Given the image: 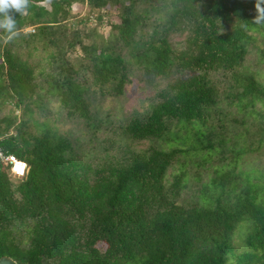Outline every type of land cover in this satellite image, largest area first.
Instances as JSON below:
<instances>
[{
    "label": "trees",
    "instance_id": "obj_1",
    "mask_svg": "<svg viewBox=\"0 0 264 264\" xmlns=\"http://www.w3.org/2000/svg\"><path fill=\"white\" fill-rule=\"evenodd\" d=\"M258 15L257 0H32L16 14L19 36L0 39V150L26 171L0 160V258L227 264L246 220L235 264H264L259 189L225 169L264 165V82L246 64H264ZM142 87L143 112L101 114ZM51 103L89 150L50 127Z\"/></svg>",
    "mask_w": 264,
    "mask_h": 264
},
{
    "label": "rangeland",
    "instance_id": "obj_2",
    "mask_svg": "<svg viewBox=\"0 0 264 264\" xmlns=\"http://www.w3.org/2000/svg\"><path fill=\"white\" fill-rule=\"evenodd\" d=\"M48 7V4H45ZM73 13L77 14L78 16H75L73 19H79L84 14L87 13V7L84 4H74L72 6ZM30 29V28H28ZM27 29V30H28ZM25 30V31H27ZM256 63V56L252 54L249 59L247 60L246 64L249 65L253 69L261 70L262 76L260 77V80L264 82V64H261L258 68ZM135 91V89H133ZM153 95V90L149 88H138L137 93H127L123 97L119 98H109L105 99L101 102V108H102V115L105 113H111L113 116L118 117L120 119H123V117H127L130 113H133L134 111H141L143 112L145 109V106L147 105L146 99ZM224 107V105H223ZM56 108L57 105L54 103L49 104V111L51 113H54L56 120H51L49 122L50 127L57 128L60 132L70 135L73 138H78L80 142H82L83 147H85V151H87L88 144L87 140L91 136L89 132H87V129L82 126V124L78 121H67L64 118L63 112H60L59 117H57L56 114ZM229 109L232 110L233 117L236 116L237 118H240L242 115H239L235 110L234 107H230ZM3 112L0 113L2 115ZM41 120V119H40ZM240 127V126H239ZM235 128H238L237 126ZM235 130L234 128L231 130V132ZM230 132V133H231ZM89 150V148H88ZM263 156H258V162H246L245 164L241 163L237 165V163L232 162L230 165H228L225 169H231L236 168L235 172L240 173L242 177V181L240 183L244 185L246 177H249V182L253 183L254 186L258 187L259 193L257 197V204H259L261 207H264V181L262 179V176L260 175L263 173L259 168H263V162H262ZM12 170V168H11ZM204 176L207 173L206 171L203 172ZM208 174V173H207ZM186 197H191V191L187 192ZM247 226L248 223L246 220L240 221L233 234H232V240H231V249L229 253L227 254V264H235V259L237 255L249 253L251 252V249L247 246L245 242V236L247 234ZM100 248H103V246L100 245Z\"/></svg>",
    "mask_w": 264,
    "mask_h": 264
},
{
    "label": "clouds",
    "instance_id": "obj_3",
    "mask_svg": "<svg viewBox=\"0 0 264 264\" xmlns=\"http://www.w3.org/2000/svg\"><path fill=\"white\" fill-rule=\"evenodd\" d=\"M31 3L32 0H0V33L4 34L0 36V39L4 43H10L19 36L20 29H18L15 15L19 14L21 17L28 15ZM261 4H264V0H257L259 15L255 23H264V7H261Z\"/></svg>",
    "mask_w": 264,
    "mask_h": 264
},
{
    "label": "built area",
    "instance_id": "obj_4",
    "mask_svg": "<svg viewBox=\"0 0 264 264\" xmlns=\"http://www.w3.org/2000/svg\"><path fill=\"white\" fill-rule=\"evenodd\" d=\"M27 32H33V28L28 29ZM1 159L9 161V163L12 164V171L18 176H21L26 171V166L24 163L18 162L17 159L13 158L12 156L5 157L0 150V160ZM17 168H22V174L17 171Z\"/></svg>",
    "mask_w": 264,
    "mask_h": 264
},
{
    "label": "water",
    "instance_id": "obj_5",
    "mask_svg": "<svg viewBox=\"0 0 264 264\" xmlns=\"http://www.w3.org/2000/svg\"><path fill=\"white\" fill-rule=\"evenodd\" d=\"M41 1V0H35ZM0 264H17L12 258L4 256L0 258Z\"/></svg>",
    "mask_w": 264,
    "mask_h": 264
},
{
    "label": "snow or ice",
    "instance_id": "obj_6",
    "mask_svg": "<svg viewBox=\"0 0 264 264\" xmlns=\"http://www.w3.org/2000/svg\"><path fill=\"white\" fill-rule=\"evenodd\" d=\"M17 171L22 174V168H17Z\"/></svg>",
    "mask_w": 264,
    "mask_h": 264
}]
</instances>
